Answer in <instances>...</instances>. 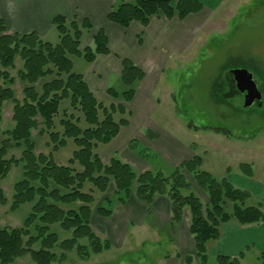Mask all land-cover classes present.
<instances>
[{"label":"trees","instance_id":"1","mask_svg":"<svg viewBox=\"0 0 264 264\" xmlns=\"http://www.w3.org/2000/svg\"><path fill=\"white\" fill-rule=\"evenodd\" d=\"M204 5L199 0H132L117 3L108 20L124 29L137 22L148 27L155 18L185 21L201 14ZM53 27L59 43L46 42L37 33H10L0 16V133L3 110L8 102L14 104L13 127L0 140V179H6L13 168H21L23 177L14 185L11 212L32 204L31 213L18 228L0 227V264H16L30 256L36 264H53L56 250L77 251L82 261L110 250L111 243L102 240L92 226L94 208L114 186L112 198H105L97 214L104 218L113 215L116 203L125 205L133 197L152 210L158 197L171 203V227L175 230L190 215L189 232L195 243L196 255H187L183 264H244V253L237 257L219 254L211 258L209 245L221 238V227L235 222L240 226L264 223V210L248 206L251 194L235 187L228 179L217 180L204 171L199 156L171 168L161 157L137 142L130 144L144 162L151 166L145 172L136 171L130 164L113 157L105 162L100 150L110 145L130 125L132 113L121 103L100 100L91 90L84 74L74 70L73 57H82L93 64L98 56L110 55L109 38L103 29L94 34L89 19L82 22L58 16ZM92 35L89 46H82ZM17 59L23 62L18 71L24 84L23 100L16 98L13 89ZM145 72L132 60H122L120 87L109 88L115 101L131 103ZM199 130V128H196ZM45 140L49 153H37L34 132ZM217 133L229 134L214 129ZM152 140L156 136L149 132ZM69 142L76 147L67 165L55 160V154ZM22 150L20 158H9L11 150ZM252 175L251 167L243 165ZM208 197L203 200L193 191L186 174ZM99 195V196H98ZM100 197V198H99ZM101 198V199H102ZM99 200V201H98ZM9 204L0 187V206ZM62 233L70 237L62 240ZM264 264V253L258 262Z\"/></svg>","mask_w":264,"mask_h":264},{"label":"rangeland","instance_id":"2","mask_svg":"<svg viewBox=\"0 0 264 264\" xmlns=\"http://www.w3.org/2000/svg\"><path fill=\"white\" fill-rule=\"evenodd\" d=\"M188 19V25H182L183 30L186 29L184 26L188 27L185 33L189 44H184L188 49L186 55L167 62L163 72L148 76V80L140 86V97L133 109L127 103L115 101L109 96V88L120 87L115 82V76H93L92 81L96 85L93 86L92 81L91 85L100 100L121 103L131 113L137 114L136 106L145 107L140 109L142 115L149 112L147 118H135L132 113L133 127L128 131L123 130L124 133L101 149V156L105 162L113 157L119 158L134 166L139 173L151 169L129 147L134 141L143 146H153L152 139L148 137L150 132L156 136L155 140L164 145L172 140L179 149L187 150L185 152L190 157H201L204 171L219 181L228 179L239 189L248 191L251 194L248 206H259L264 210V0H225L219 7L205 8L201 14ZM44 40L58 44L59 34L54 29ZM72 61L77 73L85 74L89 69L90 65L82 57H73ZM22 65L23 62L17 59L16 69L10 71L16 78L13 89L19 101L24 98V84L17 76ZM241 69L249 71L257 82L262 94V106L245 108L243 99L231 93L229 74ZM13 109L12 102L4 106L0 140L4 138L3 133L14 125ZM214 129L226 131L229 136ZM129 132L130 140L122 144ZM33 136L37 141V153H49L50 149L37 131ZM75 150L73 142H69L66 148L55 154V160L67 165ZM21 153L22 150L13 149L9 158H20ZM154 153L161 155L157 151ZM243 165L251 167V176ZM168 166L174 168L172 164ZM186 176L192 183L193 191L207 203L208 197L192 177ZM22 177V169L15 167L6 179H0V187L9 200L7 206H0V227H21L31 213L32 204L22 206L14 213L10 210L14 185ZM114 192L115 187L112 186L102 199L99 197L92 219L95 233L100 239L111 243L110 250L82 261L77 251L65 253L66 260H61L64 252L58 249L56 254L59 260L53 264H183L185 256L196 255L194 241L189 238V245L184 239L190 225L188 211L184 215V227L177 226L175 230L171 227L170 218L161 209L163 205H158V210L153 205L149 210L135 197L125 205L114 204L112 217L99 216L98 207L103 205L105 198H112ZM252 227L258 230L247 231L246 235L245 231L242 233L241 242L244 245L252 237L251 244H247L243 250L244 264L257 263L261 253H264V239L257 240L262 235L264 237V227ZM57 231L62 240L70 237L58 228ZM251 233L253 236H250ZM241 242L239 240L238 244ZM217 243L209 245V254L213 259L219 246ZM221 246L220 251L231 249V246L224 247L222 242ZM16 264L36 263L26 256ZM195 264L199 263L195 261Z\"/></svg>","mask_w":264,"mask_h":264},{"label":"crops","instance_id":"3","mask_svg":"<svg viewBox=\"0 0 264 264\" xmlns=\"http://www.w3.org/2000/svg\"><path fill=\"white\" fill-rule=\"evenodd\" d=\"M121 1L130 2L132 0H0V16L5 21L10 33L21 35L37 33L43 39L54 30L53 21L58 16H63L68 20H76L78 22L89 19L94 26V34L100 29H103L106 32L109 38V49L111 54L107 56H98L96 61L89 66V69L84 74L85 80L92 91L94 89L91 85V81L96 74L98 76H115V82L119 83L122 72V59L132 60L146 74V78L137 86L138 88L135 99L127 104L133 109L134 104L136 105V102L140 97V86L143 82L148 80V76L150 77L154 72H158V74L163 72V69L167 66V62L176 58H183L186 55L188 49L184 44H189V42H187L188 36H186L185 31L188 28L187 25L189 19L181 22L177 19L167 20L165 18H155L151 21V24L148 27H143L141 24L134 22L128 29H124L108 20V15L113 7ZM199 1L203 3L205 10V8H217L225 0ZM185 24H187L184 26L186 29L183 30L184 28L182 25ZM91 42L92 35L87 38L82 48L89 46ZM89 77H91L89 79L90 81L88 80ZM94 82L92 81L93 86L96 85ZM135 108L137 114L132 112L135 118L148 117V111L142 115L140 110L145 107L136 106ZM134 123L131 120L130 125L123 130L128 131L133 127ZM123 130L121 133H124ZM130 137L129 132V134L123 138L122 144ZM152 141L153 146L148 147L146 144L142 146H146L145 148L151 151L152 149L157 151L161 154L159 155L161 159L167 165H174V168L193 158L186 153L188 152L187 150L179 149L177 144L172 140H168L167 145L160 143L159 140L154 139ZM147 170L149 169H146L143 172ZM231 183L237 187L235 183ZM158 205H163L161 209L171 220L172 211L169 199L167 197H158L154 203V207L156 208ZM183 224L182 221L178 227H184ZM259 227H264V223L259 224ZM223 228V231H221V238L217 241L219 246L217 252L214 254L215 256L222 254L230 257H237L241 253H244L243 250L248 246L247 244H251L252 237H249V240L244 245L241 242V239L244 236L242 233L245 231L246 235L248 233L247 231L258 230L256 227L252 226H246L247 230H245V226L244 228L242 226L239 227L235 222L227 223ZM187 232L188 233L185 235V232L183 231L184 239L188 243H191L189 238L193 240V237L190 235L189 229H187ZM250 236H253V233H251ZM263 239V235L260 238H257V240ZM239 240L241 244H238ZM221 242L224 244V247L231 246V249L229 248L226 252L222 250L220 251L219 249H222Z\"/></svg>","mask_w":264,"mask_h":264},{"label":"water","instance_id":"4","mask_svg":"<svg viewBox=\"0 0 264 264\" xmlns=\"http://www.w3.org/2000/svg\"><path fill=\"white\" fill-rule=\"evenodd\" d=\"M237 85V89L244 98V107L250 108L258 105L262 106V94L253 75L247 70H234L230 72Z\"/></svg>","mask_w":264,"mask_h":264},{"label":"flooded vegetation","instance_id":"5","mask_svg":"<svg viewBox=\"0 0 264 264\" xmlns=\"http://www.w3.org/2000/svg\"><path fill=\"white\" fill-rule=\"evenodd\" d=\"M229 86H230V89H231V93H232L233 95H238V96L241 97V98L243 99V101H244V98H243V96H242V93H240L239 90L237 89V85H236V83H235V81H234V78H233V76H231L230 74H229Z\"/></svg>","mask_w":264,"mask_h":264}]
</instances>
